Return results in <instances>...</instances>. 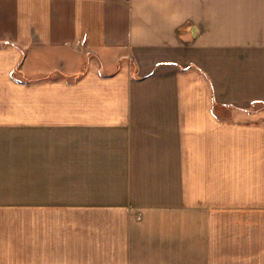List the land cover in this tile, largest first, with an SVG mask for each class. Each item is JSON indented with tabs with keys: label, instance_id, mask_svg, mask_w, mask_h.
<instances>
[{
	"label": "crops",
	"instance_id": "1",
	"mask_svg": "<svg viewBox=\"0 0 264 264\" xmlns=\"http://www.w3.org/2000/svg\"><path fill=\"white\" fill-rule=\"evenodd\" d=\"M10 90L33 184L0 208L145 215L187 180L194 261L264 264V0H0Z\"/></svg>",
	"mask_w": 264,
	"mask_h": 264
},
{
	"label": "rangeland",
	"instance_id": "2",
	"mask_svg": "<svg viewBox=\"0 0 264 264\" xmlns=\"http://www.w3.org/2000/svg\"><path fill=\"white\" fill-rule=\"evenodd\" d=\"M10 92L0 100V111L16 102L15 93ZM25 106L31 107L29 102ZM2 119L0 184L11 193L31 189L33 131L22 126L31 125V117L29 122L21 116ZM186 168L191 171L192 165ZM73 175H80V166ZM185 186L184 197L168 196L161 212L145 215L61 209L36 213L38 220L33 213L0 208V264H203L193 259L191 181L186 180Z\"/></svg>",
	"mask_w": 264,
	"mask_h": 264
}]
</instances>
